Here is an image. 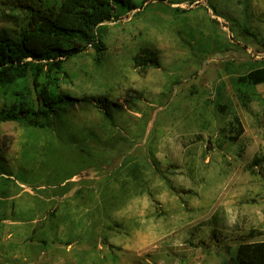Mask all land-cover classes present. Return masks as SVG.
Here are the masks:
<instances>
[{
  "label": "rangeland",
  "instance_id": "rangeland-1",
  "mask_svg": "<svg viewBox=\"0 0 264 264\" xmlns=\"http://www.w3.org/2000/svg\"><path fill=\"white\" fill-rule=\"evenodd\" d=\"M117 6L119 18L98 28L105 49L68 59L60 84L77 99L122 103L115 124L84 101L43 128L0 120V254L234 264L241 242L264 240V162L248 168L264 154V83L243 87L244 104L235 81L264 65V0ZM144 44L161 66L140 73L133 56ZM235 112L245 132L232 142Z\"/></svg>",
  "mask_w": 264,
  "mask_h": 264
},
{
  "label": "trees",
  "instance_id": "trees-1",
  "mask_svg": "<svg viewBox=\"0 0 264 264\" xmlns=\"http://www.w3.org/2000/svg\"><path fill=\"white\" fill-rule=\"evenodd\" d=\"M136 0H0V120L18 121L27 126L45 127L50 120H61L66 105L92 102L104 117L115 124L122 103L107 95L77 99L63 92L61 74L65 62L90 47L96 54L105 49L99 27L119 18L117 3L126 11L143 5ZM245 32L258 34L245 27ZM140 73L161 66L160 51L148 44L133 56ZM236 91L246 104L248 92L243 87L264 83V65L236 78ZM83 103V102H82ZM91 105V103H90ZM224 110V109H223ZM225 111V110H224ZM264 120V106L256 115ZM55 123V122H54ZM229 139L236 142L245 132L240 115L233 113ZM264 162V154L254 153L248 168ZM4 180L10 177H4ZM5 187L0 183V219L6 218ZM253 235H251L252 237ZM46 244V239L40 240ZM234 264H264V240L241 242Z\"/></svg>",
  "mask_w": 264,
  "mask_h": 264
},
{
  "label": "crops",
  "instance_id": "crops-1",
  "mask_svg": "<svg viewBox=\"0 0 264 264\" xmlns=\"http://www.w3.org/2000/svg\"><path fill=\"white\" fill-rule=\"evenodd\" d=\"M36 253H32L31 257L15 253L12 257L7 258L0 254V264H57V256L52 249Z\"/></svg>",
  "mask_w": 264,
  "mask_h": 264
},
{
  "label": "water",
  "instance_id": "water-1",
  "mask_svg": "<svg viewBox=\"0 0 264 264\" xmlns=\"http://www.w3.org/2000/svg\"><path fill=\"white\" fill-rule=\"evenodd\" d=\"M231 264H232V261H231Z\"/></svg>",
  "mask_w": 264,
  "mask_h": 264
}]
</instances>
